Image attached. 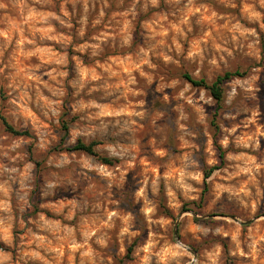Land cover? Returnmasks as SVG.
I'll list each match as a JSON object with an SVG mask.
<instances>
[{"label":"clouds","instance_id":"9594fccd","mask_svg":"<svg viewBox=\"0 0 264 264\" xmlns=\"http://www.w3.org/2000/svg\"><path fill=\"white\" fill-rule=\"evenodd\" d=\"M0 264H264V0H0Z\"/></svg>","mask_w":264,"mask_h":264}]
</instances>
